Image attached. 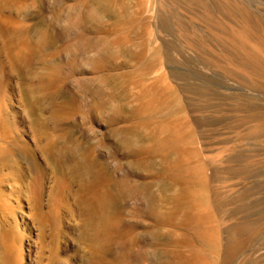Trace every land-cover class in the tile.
Listing matches in <instances>:
<instances>
[{"label": "bare ground", "instance_id": "1", "mask_svg": "<svg viewBox=\"0 0 264 264\" xmlns=\"http://www.w3.org/2000/svg\"><path fill=\"white\" fill-rule=\"evenodd\" d=\"M86 1L83 2H90ZM140 1L145 11L144 2ZM189 1L191 4L197 1L205 9L207 21L213 25L217 38H203L201 35V40L197 39L200 34L198 36V31L192 29L193 23L177 18L178 32L182 33L183 40L186 39V44L181 45L182 43L175 40L177 32L174 31L172 17L161 10L158 21L160 29L174 39L168 42L162 40L160 46L156 47L151 41V30L148 32L144 30L148 40L141 43L139 53L130 52V56L136 60L135 63L137 62L136 71L126 76L133 78L134 74L139 73V77H143L138 83L142 92L140 108L129 109V96L117 93L115 85L117 77L113 75L110 76L113 81L110 84L112 86H109L112 87L108 96L110 103H107L105 92H102L105 76L99 75L100 86L97 87L98 95L93 109L95 108L101 115L105 112L109 114L108 120L112 127L109 133L112 132L111 135L115 138L116 152L119 154L122 152V156L130 161L128 164L130 169L132 168L129 172L131 190L128 191L122 189L121 180L117 179V176H112L102 167L90 147H84L74 140L70 130L64 129L56 137L51 133L50 122L42 116L35 115L46 99L50 101L52 109L50 119L57 128L63 121L70 120L73 115L82 111L75 100L65 103L66 106H60L57 102L60 96L61 73L66 69L67 63L64 62L66 59H58L65 53L64 48L57 47L56 40L60 39V34L59 39L55 40L54 36L41 32L37 27L31 30L20 21L10 19L8 16L0 17V151L4 160L3 166H7V161L14 158L16 172L23 169L20 168L19 159L28 160L32 170L29 173L34 175L40 173L39 169L42 167L36 157V150L22 141L19 133L22 115L20 109L13 104L10 111L8 106L7 92L10 83L8 84L5 78L9 76V71H12L22 81L24 79L28 82L25 87V84L22 86L19 84L21 89L19 87L17 92L19 90L21 93L17 95L22 94L30 99V109L27 110L34 115L32 125L37 142L35 147L51 161L50 165H53L55 179L57 178L46 203L43 201L46 196L43 175L32 179L34 183L31 189L34 194H31L39 195L38 199L36 198L37 206L34 207L36 213L33 209L38 221L36 225L40 227L39 234L44 240L50 239L51 242L65 238L69 218L75 213L78 214L82 219L80 226L76 227L80 232L77 241L80 245L84 243L88 246V253L82 250L84 264H233L238 253L244 254L242 250L264 234V184L259 183V179L264 176V160L259 159L258 149L252 148L248 151V148H243L251 143L248 142L250 137L264 138V100L258 97V93L264 92V15H262L264 12L261 14L255 12L256 9L252 10L242 0H220L221 2L218 0L219 4H214L215 0L214 3L211 0ZM18 3L17 9L20 12L28 9L26 4ZM99 6H97L99 8L93 6L102 14L99 15L95 27L99 34L97 38L100 41L112 40V44L115 45L119 41L120 36L117 37L119 32L113 34L111 32L113 28L111 31L106 30L101 20L105 16L114 17L115 12L106 4ZM86 7L89 6H83ZM7 8H9L7 4L1 5L0 14ZM89 8L91 11L92 8ZM119 19L117 21H120ZM201 19L203 22L204 18ZM65 37L67 40V34ZM128 37H124V42L130 41ZM216 41L217 43H214ZM232 49L241 53L234 54L230 51ZM66 50L73 57L74 52L69 48ZM76 50L74 51L78 54L80 50L78 49V52ZM106 50L109 59L103 58L104 55L101 53H98L96 58L91 56L95 58L91 62H95L93 67L95 66L97 73L116 68L112 65L116 52L114 54L110 46H106ZM187 50L207 56L205 62L196 56L191 60L192 56L189 53L190 61L195 63V66L198 63L208 69H220L221 71H218L224 73L218 76H224L225 79L228 78L227 80L236 79L239 84L245 85L244 88H255L257 95L249 93L248 89L234 91L236 93L230 95L223 90L217 92L218 84L216 83L217 86L214 88L215 85H212L210 80L196 84L197 79L194 78L196 80L194 83L192 76L186 73H169L163 69L165 61L168 65L180 64L177 60L179 57L182 60ZM104 53L107 55L106 51ZM162 55L166 59L164 62L161 59ZM72 57L69 58L73 59ZM190 61L183 59L182 63ZM214 72L217 75L216 70ZM214 75L213 73L210 76ZM216 78L219 79L215 77V81ZM178 81L182 83L179 84ZM36 82L39 84L36 86L37 90L34 88ZM233 83L237 82L232 80ZM191 115L196 119H192ZM120 123L125 124L118 126ZM203 125L206 127L204 131L201 128ZM148 131L151 133L147 135ZM230 134H235L236 137L231 138ZM109 136L107 135L110 139ZM207 149L211 151L206 155ZM135 174L139 175V180L132 178ZM26 175L30 174L25 172L24 176ZM26 177L23 178L28 180ZM68 182L70 184H67ZM75 185L78 186L77 191H72L71 188ZM27 188L29 189L30 185ZM17 192H20L18 188ZM252 195L262 196L258 203L256 201L250 204L248 198ZM128 200H135L136 203L128 205L126 203ZM234 203H238V206L230 208ZM170 205L172 207H168ZM225 207L228 212L224 210ZM242 212L249 214L241 216L234 224L224 226L226 214L241 215ZM137 213L141 214L143 223H137ZM225 232L229 234L228 242L224 244ZM8 236L11 241V234ZM78 242H75L76 245ZM60 246L57 245V248ZM48 261V264L56 263L51 256Z\"/></svg>", "mask_w": 264, "mask_h": 264}, {"label": "rangeland", "instance_id": "2", "mask_svg": "<svg viewBox=\"0 0 264 264\" xmlns=\"http://www.w3.org/2000/svg\"><path fill=\"white\" fill-rule=\"evenodd\" d=\"M81 1L80 0H27V1L26 0H5V1L0 0V6L4 5V4L5 5L7 4L9 6V8H7L3 13L0 14V17L7 18V16H8V18H10V19L22 22L23 24L28 26V28L31 30L34 29V27H37L41 32L46 33L49 36L50 35L54 36L55 40H56V38L57 39L60 38L59 40H56L57 41L56 42L57 47L59 46L60 48H64L65 49L64 52L66 54L63 53L58 59H61V58H62V60L66 59V61H64V62H67V63H66V69H63V73H61L62 74L61 80L59 82V84H60V96L58 97L57 102H58V105L61 106V105H65V103H67L71 100L72 101L75 100L79 104V106L81 107L82 111L77 113V115L76 114L73 115L70 120L63 121L57 128V127H55V125L52 123V121L50 119V117L52 118V109H51L50 101L46 99L43 101L40 109L37 110V113L35 112L36 113L35 115L42 116L43 119L48 120L50 122V130H52V132L51 131L50 132L53 133L54 136H56V137L59 136L60 133L62 131H64V129L70 130L72 132V136H73L74 140L79 142L80 144H82L84 147L85 146L90 147L94 151V155L97 158V160L102 164V167L108 173H110L112 176H114V177L117 176V179L119 178L121 180L122 189H125L126 191H128V190H131L129 172H131L132 168L130 169V164H128L130 161L122 156V152L120 154L116 152V148L114 145L116 143L115 138L113 137V135H111L112 132L109 133L110 131H112L111 130L112 127H111V124L109 122L110 119L108 117L109 114L107 112H105V113H102V115H101L99 112H97L95 110V108L93 109V107H95V104H96L95 100H97V95H98L97 87L100 86L99 77L101 75L105 76V82H104V84H102V88H103L102 92L103 93L105 92V96H106L105 99H106L107 103H110L108 96L112 91V89H111L112 87L109 88V86H112L110 84L113 83V81L110 79V76L113 75V76L117 77L116 82H115V85L117 87L116 88L117 93L123 94V95L127 94L129 96V99H128L129 109L131 110V109L140 108V106H141L140 97H141L142 92H141V88H140L138 83H140V81H142L143 77L142 76L139 77L140 76L139 73L134 74L133 78L131 76H126V75L136 71L135 69H136V65H137L136 63L137 62L135 63L136 60L130 56V52L139 53L141 50V48L139 47L141 45V43H143L144 40H148V37L143 32L144 30H145V32H148L151 30V33H152L151 41L154 43L153 45L156 47L160 46V44H161L160 41H162V40L163 41L165 40L168 42V41H171L172 39H174L173 36H171V35L169 36L168 34L163 33L160 29V23L158 21H159V15L161 14V10H162V12L167 13L168 15H170L172 17V22H173V25L175 26L174 31L177 32V34L175 35V37H177V39H175V40H178V42L182 43L181 45H183V43L186 42V39L183 40L184 38L182 37V33L178 32L179 31L177 29L178 24H176L178 22L177 18H181V19H184L186 22L189 21V23H193L192 29L194 31H196V30L198 31V36L200 34V36L197 37V39H200L202 36H203V38H212V39L215 38L216 39L217 38V35H216L217 32H214L213 25H210L208 23V21H207L208 16H207L205 9L197 1H195L193 4H191L189 0H187L188 2H186L185 0H148V1L143 0L144 6L146 8L145 11H143V9H144L143 4L140 0H95V2L97 1L96 6H95V2H93L94 0H90V2H88V3L83 2V1L87 2L86 0H83L82 3H81ZM151 1H153V2H151ZM154 1H155V3H154ZM177 1H179V2L177 3ZM183 1H185V2H183ZM211 1L214 3V0H211ZM219 1L215 0L214 4H219L221 2V1L220 2ZM242 1L246 4H248L252 10L256 9L255 12L260 13V14L262 12H264V0H242ZM18 2H22L23 4H26L25 6H27L28 9L25 10L23 13L20 12L18 10L19 9L18 8L19 7ZM16 3H18V4H16ZM151 3H152V5L150 6ZM78 4H80L81 6H79ZM84 4L86 6H89L90 7V8L88 7L89 9L92 8L91 11L88 10L87 7L83 8V6L85 7ZM99 4L100 5L106 4V5L110 6V8L113 10V12H115L114 17H116V18L108 17V16H105L103 19L101 18V20H103L104 25L106 26L105 27L106 30L111 31V29L113 28L111 31L113 34L119 32V35L117 36V37L120 36L119 41L117 43H115V45L112 44V42H111L112 40L111 41L110 40H104L103 41V39H102L100 41L97 38V36L99 34H98L97 30L95 29V27H97L98 18H99V15L101 14V11L96 10V9L100 7ZM153 4H155V5H153ZM93 6L94 7L99 6V7L94 8ZM185 6H187V7H185ZM195 6H197V9ZM199 6H201V7H199ZM150 7L152 8V10ZM158 8H159V10H157ZM190 9L191 10L194 9L193 12H191ZM82 11H84L85 14ZM202 11H204V12H202ZM197 12H199V13H197ZM200 12H202V14ZM23 14H25V15L23 16ZM79 14H80V16H79ZM198 14H199V16H198ZM262 15H264V13H262ZM100 16H102V14ZM155 16L158 19L157 18L155 19L154 18ZM195 16H197V18ZM79 17H81V19ZM82 17H83V19H82ZM91 17H93L94 21H92L93 19H91ZM201 17L204 18L203 22H202ZM117 18L118 19L122 18V19H119L121 22L117 21L118 20ZM114 20H116V21H114ZM192 20H194V21H192ZM115 24H117V25H115ZM148 24H149V26H148ZM118 25L123 27V28L119 27ZM82 29H84V30H82ZM153 31H155V32L153 33ZM64 33H65V36L67 34V40H66V37L64 36ZM130 33H132V34H130ZM59 34L61 37L59 36ZM58 36H59V38H58ZM62 36H64V37H62ZM70 36H72V37H70ZM126 36H129L128 38L130 39V41L124 42V37H126ZM68 37L70 38V40ZM63 38H65V39H63ZM143 38H145V39H143ZM121 39H123V40H121ZM62 41H64V42H62ZM71 41H72V43H71ZM120 41L121 42L123 41V42L121 43ZM214 43H217V41ZM102 44H103V46H102ZM70 45H72L73 47ZM106 46H110V49H111V51L113 50L114 54L116 52V54L114 56L115 59L112 60L114 63L112 65L116 68L115 69L109 68L102 73H97L95 71V68H94L95 66L93 67V65H95L94 64L95 62H91V61H94V59L97 57L96 55L98 53H101L102 56L104 55L103 58L109 59V54L106 50ZM68 48H69V50L74 52L73 57L71 56L72 54L67 53L68 50H66V49H68ZM78 49L80 50L79 52H78ZM74 50H76L80 56L78 54H76V52ZM103 51L104 52L106 51L107 55H105V53ZM187 51H188V55L190 53V55L192 56V59H191L190 55L189 56L187 55ZM187 51L184 52L183 59L190 61V59L193 60L194 57L196 56L197 58L202 59V61H204V62L206 61L207 56L205 57L203 54H200V52H196V51L191 52V50H187ZM230 51L234 54L235 53L239 54V52H240V51H237L235 49H232ZM193 53L195 55H193ZM75 54H76L77 58L74 57ZM68 56L72 57L74 60L69 58ZM87 56H88V58H87ZM91 56L92 57L94 56L95 58H91ZM163 56L164 55H162L161 59L164 62V60H166V59L164 58L165 56L164 57ZM204 57H205V59H204ZM85 58L88 59L89 61L86 60ZM68 59H70V60H68ZM179 59L181 60V57H179L177 60L180 64H169L168 65L165 61L164 63L166 64V66L164 64L163 69L169 73L170 72L171 73L182 72V74L186 73V75H188L190 77L192 76L193 81L195 79H197V81L195 80L196 84H200L202 81H206V80L209 81L210 80L209 82H212V85H215L216 83L218 84V87H216L217 85L214 86V88L215 87L217 88V92L221 90L220 92L224 91L226 94H229V95L238 92V90H243V89L245 90V89L249 88V87L244 88L245 85H242V83L239 84L240 82L236 79H232V78L230 79L229 78V80H231V81H229V80H227L228 78L225 79L224 76H218V75H223V73H224V72L220 73L218 71L220 69H218V70L215 68L208 69L206 66L204 67L203 64L199 65L198 63H196V66H195L194 65L195 63H192V61H190L189 63L187 62L189 64V65H187V63H184V64L182 63L183 59L181 61ZM70 61H72V62H70ZM190 64H191V66H190ZM184 65H186V66H184ZM193 66H195V67H193ZM82 70L84 72H82ZM215 70L217 72V75L214 72ZM93 71L96 72L97 76L95 75V72H93ZM9 72H10L9 76H7V78H5L6 82L8 84L10 83L9 84L10 88L7 92V97H8L7 102L9 103V105H8L9 109L11 111V109L13 108L14 105L18 106V110L20 109L19 111L21 112L22 115H21V121H20V125H19V133L22 137V141H23V143L25 142V144H27V145L29 144L28 146L31 149L36 150V157L38 158V162H40V165L42 167H40V169H39L40 173H38V174L35 173V175H34V173H29V172H32V170L30 169V165L28 163V160L27 159H24V160L19 159L18 161L21 164L20 168L23 167V169L21 168L22 171L18 169L19 172H16V170H14V169H16L15 163L13 162L14 158L9 159L11 163L9 162V160L7 161L10 165H8V163H7V166L6 165L3 166L4 160L2 158L1 151H0V264H48L49 263L48 259L50 256L53 257L54 260H56L55 264H60L62 262H63V264H64V262H66V264L67 263L68 264H81V263L84 264L83 255H84L85 251H86L85 253H88V246L84 243L80 245V243L77 241L78 240L77 238L80 234V232L77 229L78 228L77 225L80 226L81 219H82L78 214L75 215L76 214L75 213L69 218L68 225H67L68 230L66 229L68 232L66 231L67 234H65V236H64L65 238H60L62 241L59 239H56V238H55L56 240H53L55 242H51L50 239L44 240L39 234L40 227H39V225H36V224H38V221L36 220V218L34 216L36 213V209L34 207L37 206L36 200L38 199L39 195H37V196L32 195V194H34L32 192V189H31L32 184L34 183V180H32V179H35L36 176L43 175L42 182H44L43 185H44L45 190H46V196H45L46 199L44 198L43 201L46 203L48 200V195L51 193L53 187L56 185L57 178L55 179L56 175L54 173L53 165H50L51 161H49L46 158V156L43 155L40 151H38L37 147H35V146H37V142L35 139V131H34V128L32 125V120L34 119L32 117H34V115L31 114L30 112H28L30 109V105H31V104H29L30 99L25 98V96L22 94H21V96L17 95L20 92L19 90L17 92V89L19 87L21 89L22 84H25L24 85V87H25L26 84H28V82H27V80H24V79L22 81V79H20L16 73H14L12 71H9ZM212 72L215 74L214 77L210 76L213 74ZM12 73H14V74L12 75ZM207 74H209V75H207ZM124 75H125V77H124ZM137 75H138V77H137ZM122 77H124V78H122ZM215 77H219V79L216 78V80L218 82L214 80ZM222 77L225 80L222 79ZM212 78H213V80H212ZM122 79H123V81H121ZM232 80H233V82L234 81L237 82L239 85L237 83L232 84ZM171 81L172 80H170V82ZM195 81H194V83H195ZM25 82H27V83H25ZM223 82H224V84H223ZM171 83H174V82L172 81ZM178 83L181 84L182 82L180 83V81H178ZM19 84H21V86H19ZM36 86L37 87L39 86L38 82H36L35 86H34V88L37 90L38 88H36ZM123 86H126V87H123ZM242 86H243V88H242ZM124 89L125 90L127 89V90L124 91ZM252 89H248L247 91L249 93H253V94L257 95V92H256L257 90L255 88H252ZM234 91H236V92H234ZM94 92H96V93H94ZM106 92H108V93H106ZM263 95H264V92L258 93V97L260 99H262V101L264 100ZM16 96L20 97L19 102L17 100L18 97H16ZM139 101H140V104H139ZM10 102L12 103V105H10ZM20 102H21V104H20ZM27 102H28V104H27ZM263 103H264V101H263ZM91 104H93V105H91ZM125 104H127V103H125ZM263 106H264V104H263ZM27 108H29V109L27 110ZM43 108H44V111H43ZM40 111L42 112V114ZM191 116L193 117L192 119H194V120L196 119V117L194 115H191ZM106 118H107V120H106ZM107 121L109 124L107 123ZM123 124H125V123H120L118 126H120V125L124 126ZM201 128L203 131L206 129V127L204 125ZM55 132H56V134H55ZM149 132L150 131H148L147 135L151 133V132L150 133ZM107 135L111 136V137L109 136L110 139L107 137ZM229 136L231 138L236 137L235 134H233V135L230 134ZM201 141H203V139ZM248 142H251V143H249L248 146L243 145L244 146L243 148L244 149L248 148V151L252 150V148L256 149V150L258 149L257 151H258V154L260 155L259 159L264 160V138L258 139V138L253 136V137H250V139H248ZM252 145H253V147H252ZM208 151L210 153L211 150L207 149L205 151L206 155H207ZM262 154H263V156H262ZM47 160H48V162H47ZM11 165H13V166H11ZM48 165H49V167H48ZM12 170H14V171H12ZM23 171H24V174L26 172V174L28 173L30 175H26L27 177L24 176ZM11 172H12V174H11ZM20 172H22V173H20ZM42 173H44V174H42ZM31 174H32V176H31ZM18 176H20L21 178ZM22 176L24 178L25 177L28 178V180L24 179ZM33 176H35V177H33ZM137 176H138V178H137ZM44 177H46V178H44ZM29 178L31 181H29ZM132 178L139 180L140 177H139V175L135 174V177H132ZM21 179L22 180L24 179V180L22 181ZM166 180H168V178ZM17 182H18V184H17ZM24 182L25 183L27 182L26 183L27 185ZM21 183L23 186H21ZM259 183L264 184V176L259 179ZM67 184H70V182H68ZM29 185H30V188L28 189L27 186L29 187ZM77 187H78L77 185L72 186V188H74V189L71 188V190L77 191L76 190ZM17 188L22 194H19L20 192L19 193L17 192ZM177 190H179L178 187H177ZM23 193H24V195H23ZM28 194H29V196H28ZM260 196H262V195L250 196L248 198V203L254 204L256 201L258 203V201L260 200ZM71 201L73 202V200H71ZM33 202H35V203H33ZM126 203L128 205H134L136 202H135V200H128ZM32 205H34L33 208H32ZM237 206H238V203H234L230 206V208H236ZM168 207H172V205H170ZM33 209H34L35 213L33 212ZM224 210L226 212H228L226 207ZM248 214L249 213H247V212H242L241 215L236 214V213L226 214L224 216V221H223L225 223L224 226L234 224L239 220V218L241 216H246ZM226 217H227V219H226ZM136 218H137V220L136 219L135 220L137 221V223H143L144 220H143L140 213L136 214ZM229 219H230V221H229ZM69 230L71 233L69 232ZM55 231H57L56 224H55ZM8 234H11V237H12L11 241L9 240ZM228 234L229 233H227V232H225V234H224V240H225L224 244L228 242ZM66 236H69V237L67 238ZM15 237H16V239H15ZM75 238H76V240H75ZM9 241H10V247L8 245ZM40 241H41V243H40ZM45 241H46V243H45ZM75 242L76 243L78 242V245H76ZM47 243L50 247L47 245ZM60 243H62V245H61L62 247L60 246ZM42 245H44L45 247ZM57 245L60 247L57 248ZM39 246H41V247H39ZM81 246H83V247L81 248ZM11 247H13V248H11ZM53 247H56L57 250H56V248H53ZM78 248L81 249V251L82 250L84 251V252L82 251L83 254L81 253V251H79ZM9 250H10V252H9ZM242 251L244 254L238 253L234 259L233 264H264V234L261 235V237H259V239H257V241L251 243L246 249H244ZM8 252L12 256L11 255L9 256ZM79 252H80V254H78ZM45 253H46V255H44ZM239 254H241V255H239ZM39 256H41V257H39ZM66 257L68 259H66Z\"/></svg>", "mask_w": 264, "mask_h": 264}]
</instances>
